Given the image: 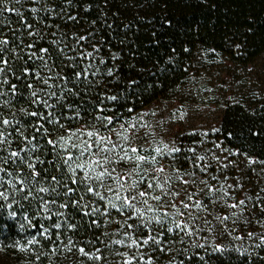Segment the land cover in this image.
Listing matches in <instances>:
<instances>
[{"label": "snow or ice", "instance_id": "obj_1", "mask_svg": "<svg viewBox=\"0 0 264 264\" xmlns=\"http://www.w3.org/2000/svg\"><path fill=\"white\" fill-rule=\"evenodd\" d=\"M74 6V0H0V199L19 194L37 203V215L53 221L39 232L54 245L50 253L34 251L41 243L36 236L16 241V250L33 253L35 262L56 255L63 242L55 230L77 228L60 222L71 214L63 210L72 209L102 219L105 227L119 225L121 238L111 243L126 249L115 253L120 264H156L157 253L167 255V264H224L232 253L238 264H264V183L246 187L249 172L264 182V160L234 159L238 152L219 143L213 147L220 155L212 149L197 154L175 140L157 143L155 129L143 122L155 111L138 114L134 122L121 121L116 108L127 97L95 91L106 88L105 76L112 77L114 70L101 71L106 61L91 42L94 34L69 37L60 24L47 31L53 27L46 22L50 16L78 23V14L69 11ZM195 80L188 77L190 85ZM136 84L129 81V86ZM92 95L97 99L84 101ZM140 129L153 136L146 147L136 143ZM213 166L220 175L212 173ZM230 169L239 175H224ZM100 219L92 224L100 227ZM63 249L107 264L99 248L94 253L76 248L71 237Z\"/></svg>", "mask_w": 264, "mask_h": 264}, {"label": "trees", "instance_id": "obj_2", "mask_svg": "<svg viewBox=\"0 0 264 264\" xmlns=\"http://www.w3.org/2000/svg\"><path fill=\"white\" fill-rule=\"evenodd\" d=\"M56 3H61V0H56ZM74 5L69 11L73 15L78 14V23L50 16L46 22L53 27L47 31H55L54 25L60 24L69 37L74 32L94 34L91 42L97 44L100 55L106 61L100 66L101 71L106 72L108 68L114 70L112 77L105 76L106 88L101 85L95 91L107 90L108 94L127 97L121 101L123 106L116 108L121 114V121L129 120L134 113L159 99L206 101L217 96L218 99L213 102L220 100L223 104L217 128L208 132L207 136L200 133L180 134L177 143L184 148H196L197 154H205L206 150L212 149L220 155L213 147L219 143L238 152V157L234 159L245 161V156L250 155L264 160V95L227 98L215 93L213 86L217 74L229 75V70L245 68L264 55V0H107V3L105 0H74ZM87 5L91 7L84 11ZM30 6L25 5V8ZM28 15L31 18V14ZM41 46H47L46 42H41ZM185 47L190 51L185 53ZM88 50H91L90 45ZM112 55H116L115 61L111 59ZM188 77L196 78L192 81L194 86L188 83ZM133 80L137 84L129 86V81ZM177 87L182 90L178 91ZM89 99L97 97H84L85 102ZM87 106L91 108L90 104ZM129 107L134 108L132 113H128ZM41 159L52 157L42 155ZM180 162L185 168L190 167L189 163ZM244 167L242 162L240 168ZM211 171L220 175L214 166ZM224 175L236 177L239 172L230 169ZM257 183L264 182L258 181L255 173L249 172L246 187L251 189ZM36 209L35 201L30 204L19 194L13 193L8 200L0 199V264H29V261L34 264H93L76 249L71 253L64 251L63 244L69 237L76 243V248L82 246L93 253L99 248L107 258V264H120V257L115 253L126 249L111 243L121 238L116 234L119 225L111 223L105 227L102 219L84 217L82 212L72 209L63 210L71 214L61 218L60 222L75 224L77 228L55 230L62 233L63 242L56 255L42 256L41 261L35 262L33 253H20L14 247L15 242L26 243L31 236L41 240L34 246L36 252L50 253L54 247L50 241L39 236L42 231L40 226L50 227L53 221L37 215ZM112 215L121 219L115 212ZM94 219H100V227L92 224ZM228 223L231 224V221ZM105 231L109 236L102 234ZM236 243L238 245L239 242ZM157 256L156 264H167L166 254L157 253ZM224 264H238L236 254L232 253Z\"/></svg>", "mask_w": 264, "mask_h": 264}, {"label": "rangeland", "instance_id": "obj_3", "mask_svg": "<svg viewBox=\"0 0 264 264\" xmlns=\"http://www.w3.org/2000/svg\"><path fill=\"white\" fill-rule=\"evenodd\" d=\"M229 71H231L229 75L220 73L214 78L215 93L223 95L222 97L226 95L227 98L237 95L256 98L258 95H264V55L259 56L245 68H233ZM214 99H218L217 96ZM214 99L206 101L159 99L134 113L128 121L134 122L138 114L155 111L156 116L149 114L143 117V122L152 125L155 129V141L158 143L163 138L165 141L175 140L177 142L180 134L208 133L217 128L221 121L223 104L220 100L213 102ZM181 116H183L182 119ZM162 119L165 121L164 124L158 126L157 121ZM138 135L136 143L141 146L146 147L147 143L153 141V136L146 134L145 129H140Z\"/></svg>", "mask_w": 264, "mask_h": 264}]
</instances>
